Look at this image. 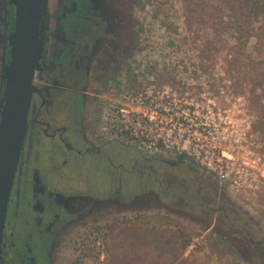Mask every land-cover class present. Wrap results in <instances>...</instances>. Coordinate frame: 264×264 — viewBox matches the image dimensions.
<instances>
[{
    "label": "flooded vegetation",
    "instance_id": "flooded-vegetation-1",
    "mask_svg": "<svg viewBox=\"0 0 264 264\" xmlns=\"http://www.w3.org/2000/svg\"><path fill=\"white\" fill-rule=\"evenodd\" d=\"M14 17L11 0H0V124ZM138 24L131 0H59L46 15L0 264H55L80 230L147 209L243 253L264 252V229L220 183L182 157L145 152L106 122L107 101L145 74Z\"/></svg>",
    "mask_w": 264,
    "mask_h": 264
},
{
    "label": "rangeland",
    "instance_id": "rangeland-1",
    "mask_svg": "<svg viewBox=\"0 0 264 264\" xmlns=\"http://www.w3.org/2000/svg\"><path fill=\"white\" fill-rule=\"evenodd\" d=\"M131 2L145 74L120 103L107 101L106 122L145 152L182 157L209 174L264 229V118L250 88L230 79L222 56L201 58L181 0ZM256 42L249 41L248 51ZM129 224L182 231L190 241L185 256L197 264H264L257 248L243 253L155 209L120 212L80 230L61 245L55 264H109L115 236Z\"/></svg>",
    "mask_w": 264,
    "mask_h": 264
},
{
    "label": "trees",
    "instance_id": "trees-1",
    "mask_svg": "<svg viewBox=\"0 0 264 264\" xmlns=\"http://www.w3.org/2000/svg\"><path fill=\"white\" fill-rule=\"evenodd\" d=\"M181 2L186 26L200 42L201 58L222 56L230 79L250 88L251 101L264 118V0ZM252 38L257 42L248 51ZM115 238L109 264H197L185 256L190 241L180 230L129 224Z\"/></svg>",
    "mask_w": 264,
    "mask_h": 264
},
{
    "label": "water",
    "instance_id": "water-1",
    "mask_svg": "<svg viewBox=\"0 0 264 264\" xmlns=\"http://www.w3.org/2000/svg\"><path fill=\"white\" fill-rule=\"evenodd\" d=\"M11 3L15 7V25L9 37L10 62L2 69L6 87L0 124V240L6 203L26 131L30 98L35 91L46 15L59 4L58 0H11Z\"/></svg>",
    "mask_w": 264,
    "mask_h": 264
}]
</instances>
